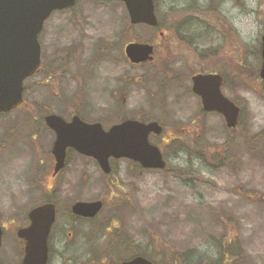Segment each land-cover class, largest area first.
I'll return each mask as SVG.
<instances>
[{"label": "rangeland", "instance_id": "obj_1", "mask_svg": "<svg viewBox=\"0 0 264 264\" xmlns=\"http://www.w3.org/2000/svg\"><path fill=\"white\" fill-rule=\"evenodd\" d=\"M155 1L168 37L132 26L117 1L81 0L46 22L40 36L44 67L26 81L25 105L0 115L2 264H20L24 247L17 231L27 227L28 213L48 194L54 135L41 118L49 113L67 121L80 115L105 129L121 117L156 121L165 132L151 141L162 151L166 147L173 169L144 171L123 159L112 162L107 177L96 162L70 152L52 198L58 218L49 264H120L143 252L156 257L154 263H172L161 256L164 250L181 259L188 253L216 261V241L225 235L243 256L231 264H264V158L248 152L264 140V82L258 80L264 0ZM202 22L216 35L202 41ZM183 24L191 38L185 31L169 33L172 25ZM228 24L233 41L225 32ZM132 42L157 47L154 63L131 65L125 47ZM74 47L67 65L60 54ZM203 72L226 78L223 93L242 111L234 134L222 116L203 113L193 95L192 77ZM198 130L212 152L232 140L234 166L215 170L185 152L174 156L171 140L187 142ZM92 201L104 202L100 215L75 220L71 207Z\"/></svg>", "mask_w": 264, "mask_h": 264}, {"label": "water", "instance_id": "obj_2", "mask_svg": "<svg viewBox=\"0 0 264 264\" xmlns=\"http://www.w3.org/2000/svg\"><path fill=\"white\" fill-rule=\"evenodd\" d=\"M123 2L132 25L158 27L154 0H116ZM77 0H0V114H8L24 103V82L41 67L39 35L45 22L56 11L76 5ZM154 46L131 43L125 48L127 59L135 65L154 61ZM261 78L264 80V36L262 37ZM192 91L201 99L205 112L221 115L228 129L238 126L241 110L222 92L224 79L220 75H196L192 78ZM47 127L56 139L52 149L55 159L54 176L66 165L68 150L95 160L101 171L110 175V160L126 159L145 170H164L167 163L162 151L153 145L152 134L160 136L163 127L157 122L144 123L126 120L105 130L100 123L88 124L75 116L67 122L60 116L45 118ZM103 203L78 202L72 206L75 216L93 219L102 210ZM30 225L20 229L19 239L25 242L21 264H48L49 237L56 221L54 204L32 209L28 215ZM3 228L0 226V248ZM1 264V262H0ZM122 264H153L138 256Z\"/></svg>", "mask_w": 264, "mask_h": 264}, {"label": "trees", "instance_id": "obj_3", "mask_svg": "<svg viewBox=\"0 0 264 264\" xmlns=\"http://www.w3.org/2000/svg\"><path fill=\"white\" fill-rule=\"evenodd\" d=\"M163 28L164 27H163L162 23H160V29L163 30ZM75 49H76V47L71 49V50H68L66 55L67 56L70 55L71 58L74 59V53L76 52ZM159 74L163 75L164 72L159 71V72H157L156 75H159ZM165 78L167 81V77H165ZM30 112H32V111H30ZM31 114H35V113L32 112ZM31 114L29 115V117L31 116ZM30 119H36V117L34 115H32V117H30ZM124 119H125L124 117L123 118L121 117L119 120L122 121ZM41 120L43 121V118H41ZM143 120H145V119H143ZM240 126L241 125L239 123L238 128ZM237 129L230 130L229 132L234 134L237 131ZM187 136L189 138L187 142H183L182 141L183 139L181 140L180 138H176V139L171 140L173 145H171V146L169 145V146H170V148H172V153L174 156H178L180 153L185 152L189 155L190 159L197 158V160H200L201 162H203V164L205 166H207V167L209 166L215 170H217L218 168H221V167H232V166H234L233 161L235 158L236 146L234 143H232V140H228L227 142H225L221 146V149L217 148L214 150V152H212L210 150V148L207 147V145L201 143L202 142V137H201L202 135L200 134L199 130H198V132L194 131L192 133H189ZM232 151H233V154H232ZM165 152H167L166 147H164V149H163V153H165ZM248 152L252 156H256V157L263 159L264 158V140L261 141V145L259 146L258 149H255L254 147L253 148L249 147ZM138 168L140 170H143L139 166H138ZM172 170L173 169L169 168V166H168L167 169L163 172H170ZM74 219L77 220L78 218L74 217ZM106 231H109V228L106 229ZM216 247L218 248L217 251H218V256H219L218 260H216V261H211L209 259H205L203 255L199 256L198 254H196V255L192 256L188 253H186L183 256V259H181L180 257H178L177 254L171 255L165 250L163 251V254L161 256L167 258L166 256L168 255V257L170 259H172V263H170V264H231V263H233V260H242L243 259L241 251L239 249V246L237 244H235L234 241L231 240V238H229L226 235L221 237V239L218 242L216 241ZM140 255L144 256L148 259H151V260H155L154 258H156L152 254H148L145 252L140 253ZM154 264H157V262Z\"/></svg>", "mask_w": 264, "mask_h": 264}, {"label": "flooded vegetation", "instance_id": "obj_4", "mask_svg": "<svg viewBox=\"0 0 264 264\" xmlns=\"http://www.w3.org/2000/svg\"><path fill=\"white\" fill-rule=\"evenodd\" d=\"M79 1H81V0H79ZM78 3V2H77ZM69 11V10H68ZM208 25H206V23L205 22H202V23H200L199 25V38L203 41V40H205L206 39V36H208L209 38H211L213 35H216V33L217 32H215V29H214V31L211 29V27H209V23H207ZM228 25H229V27H228ZM228 25H226V27H225V32L228 34V37L230 38V40H232L233 41V25H231V24H228ZM45 27V26H44ZM185 27H186V24L184 25H172L171 26V28H172V30H169V33H172V35L174 36V33H179V32H182V31H185ZM214 28V27H213ZM44 30V29H43ZM156 30H159L158 28L156 29ZM171 31V32H170ZM43 32V31H42ZM186 33H184L185 34V36H188L189 38H191L188 34H191V32L189 33V32H187V31H185ZM168 33V32H167ZM42 34V33H41ZM165 34V36H169L168 34H166V33H164V32H160V36L161 37H163V35ZM191 40H194V39H191ZM75 48V47H74ZM69 50H71V49H69ZM210 50H213V51H216L215 49H213V48H211ZM67 51L68 50H64L63 51V53H61L60 54V56L62 57V59L63 60H65V58H66V64L67 65H72V63H73V59L71 58V56L69 55V56H67L66 55V53H67ZM201 52L202 53H205V50H201ZM210 52H212V51H210ZM213 55H214V53H213ZM60 63H62V62H60ZM44 67V65H43V63H42V68ZM42 68H41V70H40V72L39 73H41V71H42ZM261 69V68H260ZM198 74H201V75H216V74H219V75H221L220 73H217V72H208V73H206V72H203V73H198ZM195 75H197V74H195ZM194 75V76H195ZM222 77H223V79H224V83H226V78L223 76V75H221ZM258 80L259 81H262L261 80V78H260V70H258ZM263 82V81H262ZM50 114V113H49ZM49 114H46L43 118L45 119V117L47 116V115H49ZM74 116H76V115H74ZM73 116V117H74ZM80 116V115H79ZM72 117V118H73ZM81 118H82V116H80ZM43 124H44V126H45V123L43 122ZM54 141H55V135H54ZM54 141H53V143H54ZM53 146V145H52ZM51 158H52V163H54V158H53V156L51 155ZM53 167V166H52ZM62 173V172H61ZM61 173L59 174V175H57V176H53V170L51 171V173H50V177H49V180H48V182H47V191H48V194H47V196H46V199H45V201H44V203L43 204H46V203H54V201L52 200V198L54 197V195L56 194V192H57V190H56V188H57V186H56V184L59 182L58 181V177L61 175ZM55 204V203H54ZM56 206V205H55ZM56 212H57V218H58V208H57V206H56ZM56 222H57V220H56ZM28 224H29V220H28ZM55 225H56V223L54 224V226H53V228H52V231H51V235H50V238H49V257H50V254H51V251H52V246H53V244H52V239H53V229H54V227H55ZM28 226V225H27ZM69 235H71V233L69 234ZM19 239V238H18ZM20 240V239H19ZM22 243H23V247H24V242L22 241V240H20ZM23 259V258H22ZM22 261V260H21ZM0 262H1V259H0ZM2 263V262H1ZM21 263V262H20Z\"/></svg>", "mask_w": 264, "mask_h": 264}]
</instances>
